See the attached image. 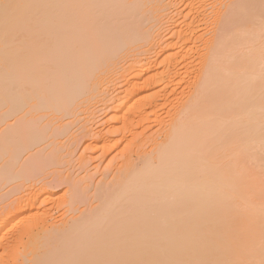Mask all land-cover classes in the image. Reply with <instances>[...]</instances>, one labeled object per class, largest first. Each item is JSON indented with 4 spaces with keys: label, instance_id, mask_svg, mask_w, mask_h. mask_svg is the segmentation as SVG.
I'll use <instances>...</instances> for the list:
<instances>
[{
    "label": "bare ground",
    "instance_id": "bare-ground-1",
    "mask_svg": "<svg viewBox=\"0 0 264 264\" xmlns=\"http://www.w3.org/2000/svg\"><path fill=\"white\" fill-rule=\"evenodd\" d=\"M263 30L264 0H0V110L18 118L0 132L1 187L55 158L41 145L58 130L48 137L32 114L71 120L61 136L111 114L112 127L95 133L103 155L139 136V125H165L151 135L152 150L138 146L140 167L118 155L128 168L111 197L121 203L104 198L96 215L65 225L66 249L61 238L62 249L48 242L57 252L45 244L44 231L33 241L47 250L36 264H264ZM195 63L193 91L176 102ZM167 106L169 120L158 119ZM35 184L3 211L0 248L18 237L9 226L25 212L52 208L39 199L45 184Z\"/></svg>",
    "mask_w": 264,
    "mask_h": 264
},
{
    "label": "rangeland",
    "instance_id": "rangeland-1",
    "mask_svg": "<svg viewBox=\"0 0 264 264\" xmlns=\"http://www.w3.org/2000/svg\"><path fill=\"white\" fill-rule=\"evenodd\" d=\"M180 5L181 4H179L178 6H180ZM181 7H178V8L179 9L181 8L180 10H182L183 6L181 5ZM260 19L262 20V18H260ZM213 26L210 27V30L212 33L217 28V27H215L216 24ZM210 30H209L208 36L212 35ZM169 33H170V31H169ZM169 33L167 30L166 33L163 34L164 37L165 38L168 37ZM262 34L264 35V30H263ZM263 39H264V37H263ZM257 44H260V42H258V43L256 42V44H254V45L256 46ZM243 45H244L245 49H242V51L244 50V52H249V50L252 51L255 48L254 45L252 46L254 48H250L251 46L249 44H243ZM246 45H248V46H246ZM247 47L250 49L248 50ZM241 48H243V46H240V49ZM245 50H247V51H245ZM140 56H142V55L140 54L139 57ZM198 58H197V63L199 64V62H200L199 53H198ZM198 60H199V62H198ZM262 62L263 63H262L261 67H263V65H264V60H262ZM197 63H195L196 66L198 65ZM198 66L200 68V64ZM198 66L196 67V69L193 70L194 74L190 73L191 74L190 76L191 77L194 76L193 77L194 79L189 76L190 80H186V79H188V77H187L185 79V83H183V85H182L183 87L181 86L180 90L178 89L179 90V91H177L178 94H175V96H177V99H178V97H180V98L178 100L176 99V102L181 100V97H183L182 100H185V98H186L185 96H187V95L189 96V93H191L193 91V87L195 86V84L197 82L196 81L197 77L199 76V73H200L199 72L200 69L198 68ZM261 71H262L263 77H264V72H263L264 67L262 68ZM195 73H196V76H195ZM188 81H189L190 86H189V84L188 85L186 84V82L188 83ZM190 81L193 84H191ZM184 84H186V86H188V87H185ZM191 85H193V86H191ZM184 87H185V89H184ZM189 87H190L189 91H191V92L188 91ZM181 90H182V92H181L182 94L184 91L183 95H181L179 93ZM175 96L173 95L172 98H176ZM173 103H170L171 105L169 104L171 107L168 105L169 108H168V106L166 108H164V110L160 114H158L160 116L157 115V118L160 120H161V118H163L167 121L166 118L169 117L166 114L167 108L169 110L170 108H172L173 106H175L177 104V103H175V100H173ZM28 111L29 110H26V112H28ZM165 111H166V113H165ZM163 113H165V115ZM109 115L112 116L109 113L105 114V112L104 113L102 112V114L99 113L98 119L95 120L96 122H90L89 124H88V122L86 124L85 120L79 121L77 123H72L68 126V129L66 130L67 133L63 136L59 135L58 133H60V131H61L60 129H61L62 125H63L62 129H63V128H65V124L70 123L71 120L70 121L67 120L65 122H64V120L63 121L59 120L62 122L61 123L59 121H56V120H58L57 118L54 120L55 117H51V116H49V114L47 115V113L45 115L42 113L39 115L32 114L31 117H29V119L31 118L33 120V122L35 120L37 121L36 125H37L38 129H42V128H44V130L47 129L46 134L48 135V137H50V134H52L54 130L55 131L58 130L56 132L54 131L59 136V137L56 136L57 139L49 138V139H47V141H45V143L43 145H41V148H43V147L46 148L45 153L54 151L56 153L55 158H54V160L50 159L51 163H49V164L47 163L49 161H47L45 163L46 165H44L42 168H40L33 176H31L32 178H30L28 181L27 180L22 181L23 179L22 180H16L17 179L16 178V179H14L15 181H12L11 183H6L7 184L6 186H4L5 184L2 187L0 186V218L2 217L3 211H7L12 207H16L19 204V202H21L22 198L25 199V197L27 198L30 195V194H28L30 192L29 189H28V191L27 190L23 191V190L25 189L26 184L29 185L31 183H34V184L36 183L35 184L37 186L36 188H39L42 186V184H45L44 186H46V187H43V188H46V189H44L46 191L43 190L44 193L42 192L40 194V196L42 195V197H40L39 199L44 200L43 196L45 195L44 197L46 199V202H48V200H50L48 203H46V202L44 203V206H46L45 208H48V209L51 207L52 208L49 209L50 211H46L47 214L45 213L46 209L44 210V208H43V210H42L40 207H39V209H37L38 208L37 207V208H35V210L32 209L30 211H27L9 226V228L12 230L14 229L13 231L14 232L16 231L17 234H18V230H19V234L16 235V236H18L16 239L14 238L12 241H9L7 243V246H3L0 248V255H2L3 258L5 257L4 259L9 257V259H7L8 261H12L14 259V262L16 260L17 264H36V262H38L39 259H37L36 262H34V260H36L35 257L38 258L39 252L41 255L42 253L47 251V250L43 251L44 250L43 247H45V244L50 245V243H51V246H53V248H54L56 246H59L58 243L59 244L62 243L61 241L57 243V240L59 241V239L61 238V240L64 241V239L66 237H63L64 239H62V236H64L67 232L64 233L63 229H64V227L68 226L67 225L68 223L70 225L72 222L73 223H74V221L77 222V220L83 219V218L87 221L90 218V214L92 215V213H90L91 211L95 212L94 215H96L97 214L96 212L99 211V210L96 211V209H101L100 206H102L101 203H103L102 201L104 198H105L104 201L106 199H108L107 202L112 201L111 204L112 205L114 204V207L115 206L117 207V204L121 203V202H117V204H116L115 198H112L114 196L111 197V195H113V193L115 192L114 188L116 187L117 182L119 181L120 177H122V175L124 173L123 171H125V169L127 170V168H128V167H126V165H125L126 168L125 167L121 168V167H123L122 163H121L123 161V159H122V157H120V159H119L118 155H120V154L122 155V153L125 155L127 154V156L129 154H131V155L133 154L132 156L130 155V157H131L130 162H132V160H133V162L131 163L132 166L133 167H140L142 164L141 162H142L143 158L138 156V154H135V153H137L136 151L138 150L137 149L138 146H142L144 143L148 146V147L146 146L147 150L148 149H149V151L152 150V148H153L152 142H153L154 138H151V135L152 134L158 135L159 132H161L164 124L163 123L160 124L159 123L160 121L155 122V119H154V120H152V121H154L153 122L154 125L152 124V122H149V123L147 122L148 127L146 124L144 125L147 128H145V127L143 128L142 127L143 125H139L141 128L140 127H139V129L135 128L137 133L140 134V135L138 134L139 136L134 138L133 136L128 134V136L129 135L130 136L129 137L127 136V138L125 139L126 142L124 140L121 143V145H119V147L114 148V150L112 149L111 151H108V152L106 151V153H105L106 155L105 154L103 155L104 150L102 148H100V146H101L100 144H103L102 139L97 137L95 133H97L98 130L100 131L101 129H102L101 131H104L105 129L109 130L110 127H112V124L110 123L111 117ZM165 116H166V118H164ZM21 117H22V115H21ZM79 118H83V114H82V116H79ZM17 119L18 118H13V117L11 118L8 115L6 116V110L5 109L0 110V121H5V122H3L4 124L2 123L3 125H0V132H2V130L5 129L7 126L13 125V123ZM168 120H169V118H168ZM156 123L158 125H156ZM91 127H92V129H90ZM90 130H91V132H90ZM106 130L104 132H106ZM156 131L158 133H156ZM94 134H95V136H93ZM146 147H145V149H146ZM124 151H125V153H124ZM27 154H30V153H27ZM27 154L23 155L21 159H23L25 161V159H27V157L29 156ZM259 154L263 155L264 150L262 151V153L260 151ZM116 156H117V158H116ZM8 157H6L7 158L6 160H8ZM139 157L142 158V160H140ZM261 159H262L261 162H263L264 156H261ZM23 160H20V161H23ZM120 160H122V161H120ZM134 163H135V165H134ZM120 164H121V167H120ZM258 164L260 166L259 167L260 169L264 168V167H261V165H263L264 162L263 163L258 162ZM21 165H22L21 163L18 164L19 167H21ZM18 166L17 165L15 166V168H14L15 171L13 169L12 173L15 172V174H16L18 172V171H16V168ZM21 168H23V167H21ZM117 173H118V175H117ZM15 174H12L11 176L15 177ZM16 175H18V173ZM114 180L116 181V183ZM22 184H24L23 185L24 187H22ZM18 185H20L22 187V190H20V191H22V193L19 191L20 188L17 190H14L15 189L14 187L17 188ZM114 185H115V187H114ZM9 190H10V192H9ZM7 191L10 194L8 196L5 194V193H8ZM18 191L20 192V194ZM20 197H22V198H20ZM106 197H108V198H106ZM23 199H22V201H23ZM112 199H114V200H112ZM18 200H20V201L18 202ZM43 200L40 202H43ZM120 201H122V200H120ZM69 203H71V204L69 205ZM114 207H113V209H114ZM49 213L51 214L50 216H49ZM112 215H110V216H112ZM27 219L29 221H26ZM42 222H44V224ZM82 222H84V221H82ZM82 222H79V223H82ZM45 224H46V230H45V228H43V225L45 227ZM74 224H76V223H74ZM65 225H67V226H65ZM71 225H70V227H72ZM53 226L56 228L62 227V231L60 228H59V230L57 229L58 232L61 233L60 237H58L59 233H57V230H55L56 228L52 229ZM47 229H49V230H47ZM51 229L55 230L54 231L55 234L52 233L53 231L52 232L50 231ZM66 230H67V228H66ZM44 231H46L47 235L50 234L49 236H51L52 239H51V237L49 238V236L44 235L47 238V239L45 238L47 240V242L44 244V241L42 240L43 241L42 244L44 245L42 247L43 250H41L42 244L39 246L40 248L38 247V249H37V247H36V249H37L36 250L34 248L35 244H33V241L35 242V240L38 239L39 236L41 237L43 234H46ZM47 231L49 232V234ZM44 236H42L41 238L44 239L43 238ZM56 237H58V239ZM68 237L65 239V241L67 243H68V241H67ZM54 239H56V240H54ZM51 240H54L53 243L55 242L54 244H57V245L56 246L52 245V242L48 243ZM65 241H64V243H65L64 246H63L64 243L60 244V245H62V247L64 249H66V247H68V244L66 246ZM10 243H12V244H10ZM31 243H32L33 247H31L32 246V245H30ZM8 245H9V247H8ZM48 245H46V247H48ZM51 246H50V249H53V248H51ZM62 247L59 246V248H61V249H62ZM55 249L56 250H54V251L57 252V247ZM6 250H7V252H6ZM9 250L12 252L13 257L16 255L15 256L16 258H11L9 256L11 254V252ZM12 250L14 251V254H13ZM39 250H41L43 252L41 253V251H39ZM15 251H16V253H15ZM17 253H18V255L20 254V257L18 256L19 258H17ZM35 253L36 254L38 253V255H36ZM15 264H16V262H15ZM245 264H247V263H245Z\"/></svg>",
    "mask_w": 264,
    "mask_h": 264
}]
</instances>
